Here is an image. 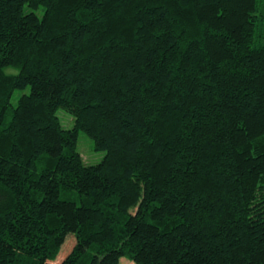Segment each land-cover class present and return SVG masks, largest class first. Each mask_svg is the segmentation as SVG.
<instances>
[{
	"label": "trees",
	"instance_id": "16d2710c",
	"mask_svg": "<svg viewBox=\"0 0 264 264\" xmlns=\"http://www.w3.org/2000/svg\"><path fill=\"white\" fill-rule=\"evenodd\" d=\"M121 258L264 264V0H0V264Z\"/></svg>",
	"mask_w": 264,
	"mask_h": 264
},
{
	"label": "rangeland",
	"instance_id": "374dc122",
	"mask_svg": "<svg viewBox=\"0 0 264 264\" xmlns=\"http://www.w3.org/2000/svg\"><path fill=\"white\" fill-rule=\"evenodd\" d=\"M27 92L28 91H26V93ZM20 95H22L21 92H15L10 100V103L12 105H15ZM57 117L60 119V122L65 129L72 128L74 122H73V118L69 114H67L63 110H59L57 111ZM77 152L80 154L83 163L86 166L97 165L102 161L104 157L103 152L94 151L92 140L89 137H87L83 132H79L78 134ZM73 244L74 243L72 237L68 236L65 243V247L63 249L67 250L66 252H68V250H70ZM120 264H133V263L127 260L126 258H121Z\"/></svg>",
	"mask_w": 264,
	"mask_h": 264
}]
</instances>
